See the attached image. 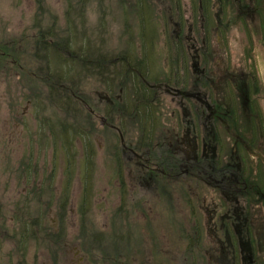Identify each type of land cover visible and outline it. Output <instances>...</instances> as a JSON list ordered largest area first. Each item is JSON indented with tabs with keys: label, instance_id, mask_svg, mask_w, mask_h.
Returning a JSON list of instances; mask_svg holds the SVG:
<instances>
[{
	"label": "flooded vegetation",
	"instance_id": "obj_1",
	"mask_svg": "<svg viewBox=\"0 0 264 264\" xmlns=\"http://www.w3.org/2000/svg\"><path fill=\"white\" fill-rule=\"evenodd\" d=\"M148 1L134 5L140 59L121 60L132 87L109 73L101 104L78 99L111 138L114 216L147 224L121 264H264V0ZM161 211L170 240L149 251Z\"/></svg>",
	"mask_w": 264,
	"mask_h": 264
},
{
	"label": "rangeland",
	"instance_id": "obj_2",
	"mask_svg": "<svg viewBox=\"0 0 264 264\" xmlns=\"http://www.w3.org/2000/svg\"><path fill=\"white\" fill-rule=\"evenodd\" d=\"M135 3L0 0V264H78L74 250L82 264H121L126 249V262L136 261L147 224L133 213L125 227L114 216L119 193L115 187L108 195L111 138L99 122L91 126L88 111L65 112L54 94L71 82L77 99L101 104L111 73L113 86L132 87L118 73L124 56L138 60L142 52ZM41 39L57 48H37ZM77 56L93 65L85 68ZM98 58L108 60L100 72ZM160 213L155 234H143L149 251L170 240L172 224ZM126 231L129 244L115 238Z\"/></svg>",
	"mask_w": 264,
	"mask_h": 264
},
{
	"label": "trees",
	"instance_id": "obj_3",
	"mask_svg": "<svg viewBox=\"0 0 264 264\" xmlns=\"http://www.w3.org/2000/svg\"><path fill=\"white\" fill-rule=\"evenodd\" d=\"M51 42H47L45 39H41L39 45H37V48H42V49H51V48H57L56 46L54 47L53 45H51ZM66 44H68L67 42L64 43V45L66 46ZM67 48V47H64ZM1 51V50H0ZM54 54V53H53ZM54 56L60 57L59 54H54ZM72 57V56H71ZM78 58L80 57V60H78V62H80V64L85 67L88 68L90 66H92L93 64L90 63L87 58L83 57V56H77ZM99 60L96 62L95 67L97 69L98 72H100L106 65V61L103 58H98ZM68 61H73V59H68ZM119 74V73H118ZM64 81L67 80L66 77L63 78ZM57 83H53V88L57 87ZM62 94H55V96L57 97L56 99L59 101V106L64 109L65 112L71 113L73 112H77V114H81L83 115V110L82 108L79 106V98L77 99V97L75 96V91L72 87V83L70 82L69 85L67 86L66 84L63 85L62 87ZM71 110V111H70ZM71 134V133H70ZM18 209V208H17Z\"/></svg>",
	"mask_w": 264,
	"mask_h": 264
}]
</instances>
